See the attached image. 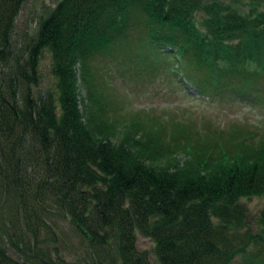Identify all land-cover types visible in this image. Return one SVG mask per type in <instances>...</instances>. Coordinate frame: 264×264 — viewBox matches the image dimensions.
I'll list each match as a JSON object with an SVG mask.
<instances>
[{"label": "trees", "instance_id": "trees-1", "mask_svg": "<svg viewBox=\"0 0 264 264\" xmlns=\"http://www.w3.org/2000/svg\"><path fill=\"white\" fill-rule=\"evenodd\" d=\"M25 1L0 0V235L10 248L22 253L15 235L36 239L51 207L92 250H114L109 264H150L136 233L152 242L156 264H262L241 232L239 202L264 196V135L213 144L180 125L162 138L152 124L136 138L104 113L90 66L144 31L142 46L129 48L137 62L156 65L174 52L193 67L198 95L264 101V11L243 17L215 0H61L16 49ZM199 11L203 32L194 25ZM43 52L51 89H41ZM0 264L27 263L0 249Z\"/></svg>", "mask_w": 264, "mask_h": 264}, {"label": "rangeland", "instance_id": "rangeland-1", "mask_svg": "<svg viewBox=\"0 0 264 264\" xmlns=\"http://www.w3.org/2000/svg\"><path fill=\"white\" fill-rule=\"evenodd\" d=\"M61 0H26L15 20L12 43L16 49L25 45L36 33L38 25L54 10ZM223 10L235 11L240 16L248 17L264 11V0H215ZM214 0L205 3L212 5ZM201 11L195 13V27L203 32ZM141 33L129 37V42L116 48L106 57L97 59L91 64V74L96 85V94L104 102V113L119 126L126 127L136 138L142 136V126L163 130L159 136L164 137L168 128L180 125L185 133L210 143L222 141L224 144L232 134L235 140L238 135L257 139L264 135V101L247 103L235 100L231 96L204 97L197 94L196 85L191 82L193 67L183 68L177 61L174 52L161 56L155 65L149 58L145 63L137 62V56L131 49L139 45ZM129 49V50H126ZM168 52V51H167ZM137 58V59H136ZM51 59L43 52L40 59L39 75L41 89H51ZM196 74V71H194ZM257 79L264 98V74ZM78 90L85 110L86 91L79 77ZM251 95V94H250ZM140 127V129H136ZM239 132V133H235ZM170 135V134H169ZM247 135V136H246ZM156 148L155 141H149ZM163 148V147H162ZM184 160L183 153L177 155ZM239 205L244 214V226L241 232L252 240V250L257 246L263 253L264 248V196L242 199ZM49 206V204H48ZM17 233V231H15ZM19 234V233H18ZM15 235V234H14ZM16 239L24 241L23 252H16L9 246L8 239L0 235V249L7 252L14 261L27 264H109V257L115 255L108 247L92 250L70 221L51 207L42 218L39 233L35 238ZM136 248L148 254L149 263L156 264L153 244L149 239L136 233ZM249 250V249H248ZM25 259L27 262H25ZM105 261V262H103Z\"/></svg>", "mask_w": 264, "mask_h": 264}]
</instances>
